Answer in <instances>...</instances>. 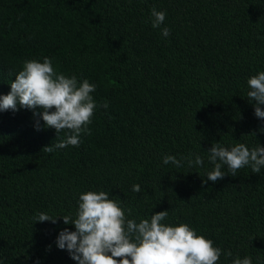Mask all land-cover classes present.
Wrapping results in <instances>:
<instances>
[{
	"label": "trees",
	"instance_id": "obj_1",
	"mask_svg": "<svg viewBox=\"0 0 264 264\" xmlns=\"http://www.w3.org/2000/svg\"><path fill=\"white\" fill-rule=\"evenodd\" d=\"M153 8L166 13L156 29ZM45 57L96 85L97 107L91 134L51 153L42 149L69 132L33 110L0 111V264H77L56 240L75 231L62 217L75 219L89 191L108 193L137 223L168 210L161 223L213 241L217 264H264V168L233 176L223 166L222 180L204 183L213 143L264 146L247 97L248 79L264 71V0H0V97L26 60ZM197 154L203 166L163 163ZM39 213L57 222H36Z\"/></svg>",
	"mask_w": 264,
	"mask_h": 264
},
{
	"label": "clouds",
	"instance_id": "obj_2",
	"mask_svg": "<svg viewBox=\"0 0 264 264\" xmlns=\"http://www.w3.org/2000/svg\"><path fill=\"white\" fill-rule=\"evenodd\" d=\"M152 27L160 28L166 18V13L151 10ZM161 35L168 37L170 29L163 27ZM249 103L254 102L255 116L264 120V71L250 77L247 81ZM11 91L0 97V111H19L20 108L33 110L34 117H40L45 127L54 128L59 134L67 131V138L53 147L45 146L42 152L51 153L54 148L63 149L79 146L81 133L91 134L88 125L92 123L94 110L97 107L91 93L96 85L87 79L78 84L75 76L67 77L58 73L52 60L45 57L43 62L26 60L23 70L19 71L10 84ZM108 107L107 103L102 105ZM42 109V114L36 109ZM54 109V111H53ZM36 129L40 130L39 119ZM264 133V127L259 129ZM252 134H255L253 132ZM208 159L214 169L207 173L204 183L222 180L226 173L222 171L227 166L228 172L235 176L237 170L250 167L253 173H261L264 168V146L251 150L243 143L228 148L219 143L207 151ZM187 160L188 167L203 166V158L191 155L177 159L175 156L163 157L165 165L172 163L177 168L182 167V161ZM133 192L141 191L140 185L133 186ZM131 215L132 209H127ZM168 216V210L160 211L143 219L139 223L134 219H126L125 210L114 200L109 199L104 191H89L79 197L76 218L62 217L66 225H74L75 231L63 229L56 240L61 250H67L71 259L77 264H217L222 254L220 248L213 246V241L202 235H197L187 224L171 226L161 223ZM36 222L57 219L45 213H39ZM51 246H49V249ZM231 257V251L224 253ZM232 264H252L251 257H237Z\"/></svg>",
	"mask_w": 264,
	"mask_h": 264
}]
</instances>
